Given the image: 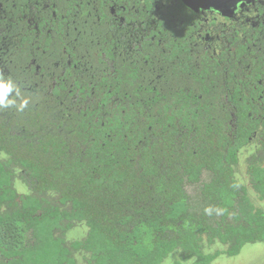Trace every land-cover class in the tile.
Wrapping results in <instances>:
<instances>
[{
    "label": "trees",
    "instance_id": "trees-1",
    "mask_svg": "<svg viewBox=\"0 0 264 264\" xmlns=\"http://www.w3.org/2000/svg\"><path fill=\"white\" fill-rule=\"evenodd\" d=\"M104 1L70 0L56 17L36 6L30 22L20 7L12 21H0V46H10L0 49L2 65L24 76L27 60H54L72 41L68 31L81 33L83 21L95 19L93 3L103 9ZM132 1L140 4H117ZM106 12L97 25L110 20ZM138 13L126 20L154 19ZM170 18L133 48L95 27L101 41L88 42L85 60L91 75H78L79 53L65 52L73 65L57 71L48 98L24 95L0 73L10 89L0 102V264H212L264 243V206L249 196L264 203L261 35L254 27L246 45L229 37L232 52L197 60L192 31ZM41 71L44 78L51 70ZM242 159L251 191L237 176ZM203 172L211 214L196 212L186 191Z\"/></svg>",
    "mask_w": 264,
    "mask_h": 264
},
{
    "label": "flooded vegetation",
    "instance_id": "flooded-vegetation-1",
    "mask_svg": "<svg viewBox=\"0 0 264 264\" xmlns=\"http://www.w3.org/2000/svg\"><path fill=\"white\" fill-rule=\"evenodd\" d=\"M117 1L118 0L104 1L105 5L103 9L99 7V2L93 3L94 8L90 16H95V19L92 21L84 20V27L82 28L83 31L81 33L77 32L76 34L72 35L68 31L66 37H69L72 41L65 39L66 47L63 48L61 54L57 55L54 60L48 61L46 65H40L38 61L39 58L27 60V63L24 67L27 71L25 72L24 76L18 75L16 72L9 73V69L2 65L4 63L6 51H8L10 47L8 45L6 48L5 43L3 42V45L2 47L0 46V49H4L6 51L2 54V56L0 55L1 75L8 76L9 74L11 78L9 77L8 81H13L16 86H20L23 89L22 93L28 97H37L36 93L34 95L29 94V86L47 84L45 94H41L40 96H47L48 98V96L51 95V90L56 85L57 78L55 79V74H57V71H59V75L61 76L71 65H73L71 56L65 52H78L79 58L82 59L79 63L75 64V69L77 70L78 75L83 76L85 71L88 73V75H91L88 65L89 55L87 49L89 43L95 42V44L98 45L101 41L98 40L99 37H97V35L94 33L95 27H98L101 31H103L102 29L108 31L111 38L113 39L114 37V39L119 44L125 45L127 48H133L135 46H139L144 40L145 36L150 35L152 31H155L158 22L161 20V17L164 19L171 17L170 20L178 23V27H185V30L192 31L189 35L190 38H193L191 43V52L197 54V60L200 58V55L204 54L205 52H207L208 55L211 52L215 53L216 55H219L225 51L232 52L233 49L236 48L232 46V41L229 40V37L231 39L237 38V42H239L238 44L246 45L248 38L250 36H254L251 32V29L254 27L261 35V42L259 38L257 40L258 43H260L258 47L260 50L264 51V37L262 38V35L264 34L263 29H260L261 24H264V0H140V4L138 6H136L135 2L132 1L130 6H126V4L124 5L126 8L124 6L118 5ZM65 2L66 3L64 4L67 6L70 4V0H66ZM147 3L151 5V9L153 11L151 14H148L149 10L146 8ZM59 4L64 6L63 2L57 3V0H0V21H12L16 16L15 12L21 11V9H19L20 7L26 8L25 12H23L22 19H27L28 22L33 20V18L37 17L38 15L39 11H37L36 6L46 12L52 11L53 16L56 17L57 13H55L54 9L59 11ZM88 5H90L89 2ZM139 10H142L144 14H147V18H149L151 15L154 17V19L151 21V24L147 25L145 21H138L135 16L133 19H129V21L126 20L127 17H132V12L139 14ZM103 11L106 12L107 16L111 18L110 20H104V25H97L99 22H103L101 19V15L104 14ZM64 12L65 10L63 9L59 14H63ZM63 15L61 18H66L68 20V24L70 22L68 19L69 16L66 15V12ZM186 21H189L187 25L190 28L185 26ZM74 24L75 22L72 21L71 25ZM164 24L169 25L167 19ZM0 26L2 25L0 24ZM161 27L163 30L166 29L164 25ZM73 29L77 30V27L74 25ZM88 30H91V32H87ZM3 31L4 29L0 28V34H2ZM249 31L251 34H249ZM81 34L84 37L80 39ZM247 36L248 38H246ZM76 37H78V39H76ZM251 38L252 37L249 39L252 40ZM151 40H154L153 35ZM74 43H76L75 47L72 45ZM252 44L254 43H250V46ZM160 46H163L161 42ZM14 56L16 57L17 53ZM228 57L229 56H223L220 58L221 64L225 68H228V65L230 64V59ZM86 58H88L87 61H85ZM41 69L51 71L46 73L44 72L45 74L43 78V71H41ZM10 74H13L14 76ZM37 77H41V80H38ZM32 103L33 102L24 107L31 108ZM12 104L16 106L19 104V101L16 104L12 102ZM6 118H8L7 114ZM3 159L5 158L3 157ZM240 166V170L237 173L238 179H245L246 181L241 182V184L250 190L247 181L246 164L244 159L240 160ZM19 176L20 173L17 178L18 180L16 184V190L19 195H23L26 192H24L25 190L20 185L21 183L19 181ZM209 179L210 174L208 172H203L199 184H187L186 191H188V187H195L198 194L196 199H199V201L203 203L204 206L210 207L212 211L210 204L204 203L201 196V185L203 182H206ZM249 196H251V201L255 203V200L257 199H255L250 192ZM193 208L196 212H201V210L204 209L203 207L200 209V206H193Z\"/></svg>",
    "mask_w": 264,
    "mask_h": 264
},
{
    "label": "rangeland",
    "instance_id": "rangeland-1",
    "mask_svg": "<svg viewBox=\"0 0 264 264\" xmlns=\"http://www.w3.org/2000/svg\"><path fill=\"white\" fill-rule=\"evenodd\" d=\"M46 85L47 84H45L44 86H29V94H45ZM17 102V100L14 101L15 104ZM187 190L192 198L193 206H200V209H202L203 207L207 212H210V214L212 213L210 207L204 206L203 203L199 201V199H196L198 194L197 189L195 187H188ZM255 203L259 207L264 206V203H261L258 200H255ZM211 222H214V219H211ZM212 264H264V243L246 245L241 249L240 253L234 257H227L225 255H221Z\"/></svg>",
    "mask_w": 264,
    "mask_h": 264
},
{
    "label": "clouds",
    "instance_id": "clouds-1",
    "mask_svg": "<svg viewBox=\"0 0 264 264\" xmlns=\"http://www.w3.org/2000/svg\"><path fill=\"white\" fill-rule=\"evenodd\" d=\"M3 89H7V92L10 90L8 85H6L3 81H0V102L4 99V94L7 92H3Z\"/></svg>",
    "mask_w": 264,
    "mask_h": 264
},
{
    "label": "snow or ice",
    "instance_id": "snow-or-ice-1",
    "mask_svg": "<svg viewBox=\"0 0 264 264\" xmlns=\"http://www.w3.org/2000/svg\"><path fill=\"white\" fill-rule=\"evenodd\" d=\"M3 92H7V89H3Z\"/></svg>",
    "mask_w": 264,
    "mask_h": 264
}]
</instances>
